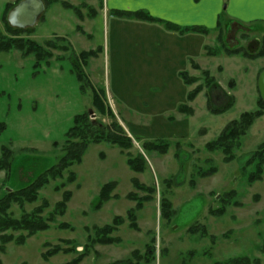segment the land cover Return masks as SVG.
I'll use <instances>...</instances> for the list:
<instances>
[{"label":"rangeland","instance_id":"374dc122","mask_svg":"<svg viewBox=\"0 0 264 264\" xmlns=\"http://www.w3.org/2000/svg\"><path fill=\"white\" fill-rule=\"evenodd\" d=\"M20 1L25 0H0V30L5 35L8 32L2 17L6 5ZM43 1L47 11L33 26L26 27L30 33L22 36L41 45L47 41L57 44L59 49L53 50L50 64L36 67L35 57L24 58L16 50L0 54V124L5 126L0 130V156L3 146L14 152L11 169L0 172V198L28 187L59 163L77 115L91 112L95 115L91 114V121L105 126L112 123L108 112L95 107L92 87L134 146L122 151L106 142L91 144L81 164L65 172L62 179L51 181L40 191L39 200L24 209L31 212L45 200L50 205L47 214L70 191L66 213L25 245L9 243L6 251L0 252L2 264H64L84 253L80 264H123L127 259L137 263L134 251L142 254L138 264H224L244 257L264 264V175L260 181L248 182V173L253 170L248 161L264 142V116L248 131L242 147L234 151L232 162L226 163L221 152L206 150V144L229 122L257 109V81L264 72V58L209 57L205 48L215 49L219 31L181 36L160 23L114 15L108 0ZM65 3L79 9L81 16L64 7ZM237 23L225 22L229 46L262 50L264 21L249 28ZM238 30H245L246 38ZM90 51L95 56L83 66L90 84L83 85L74 71L83 63L80 54ZM205 70L210 71L216 85L189 100L197 86H204ZM187 77L199 81L190 85ZM231 97L234 106L224 114L209 111L208 100L218 110L226 107ZM183 106L191 107L193 113H182ZM148 141H165L168 152L145 151ZM128 153L141 154L146 162L143 173L129 168ZM210 169L216 172L201 176ZM69 172H74L77 180L61 188ZM134 180L153 190L152 194L137 190ZM110 182L117 183L113 193L117 198L96 210L101 188ZM231 192L233 198L227 195ZM131 194L149 198L141 210L136 200L128 199ZM164 200L172 206L168 218L163 215ZM226 200H230L228 205ZM130 210L135 211L138 230L131 227ZM12 212L15 217L23 213L18 206ZM117 216L124 219L114 234L120 243L93 244L94 227L109 225ZM62 224L69 228L61 229ZM64 240L74 242L76 253H60L45 261L46 244L48 248L66 247ZM149 247H153V258L146 263Z\"/></svg>","mask_w":264,"mask_h":264},{"label":"trees","instance_id":"16d2710c","mask_svg":"<svg viewBox=\"0 0 264 264\" xmlns=\"http://www.w3.org/2000/svg\"><path fill=\"white\" fill-rule=\"evenodd\" d=\"M47 1V0H46ZM44 2V1H43ZM21 3L18 2L16 5H6L2 20L5 24V31L8 32V35L4 34L0 30V54L9 53L13 50L19 51L22 53L24 58L35 57L36 67H39L43 63L50 64V60L53 58V50L59 49V46L52 41H47L45 45H41L29 37L24 38L23 34H29L30 32L25 29L17 28L13 29L11 24L8 21L7 16L10 12ZM50 4V2H49ZM45 10L47 11L46 4ZM48 5V4H47ZM11 7H14L11 11ZM64 7L73 9L78 16H81V12L77 8H73L68 4H64ZM114 15L120 17H129L135 18L138 20H143L152 23L163 24L167 29L175 31L178 34L184 35L186 33H199L202 35L210 34V30L203 27H189L182 28L173 23L165 22L159 19H156L150 16L147 12L137 11V12H128V11H112ZM93 16V15H92ZM9 17V16H8ZM245 28H249L250 25L237 23ZM234 30V29H233ZM216 31H219V36H217V45L215 49L207 46L206 54L209 57H217L220 55H226L229 57L240 56L249 60H257L259 58H264V38L262 40V50H247L243 46L230 47L229 46V34L225 30L224 20L221 18L218 22ZM245 30H238V34H242L243 38H246L247 32ZM234 32V31H233ZM81 33L83 31L81 30ZM258 44L257 42H255ZM250 46L253 44L250 43ZM249 46V47H250ZM65 50L64 48H62ZM95 56V52H82L80 54V59L82 60V65L79 63L76 65V73L78 81L85 85V82L90 84L89 77L84 73L83 68L88 65L89 59ZM84 66V67H83ZM199 70L198 65L194 66ZM205 84L197 86L189 96V100H194L197 96L204 91L205 88L208 90L214 88L216 85V80L211 76L210 71L205 70L203 73ZM259 79V78H258ZM199 81L198 78H189L187 77L186 82L190 85L196 84ZM234 83L235 81H231ZM258 82V81H257ZM231 83V84H232ZM230 88L234 86L230 85ZM84 89L81 87V90ZM94 94V103L102 112H108V114L113 119L112 123L109 126L102 125L97 121H91L89 114H79L74 119V125L69 130L66 135L65 146L63 148L64 154L59 160V163L47 170L44 174L39 176L32 184L28 187L23 188L17 191H9L4 196L0 198V252L4 253L6 251V246L9 243L14 242L16 245L22 246L25 245L27 240L35 236L40 232L47 231L51 228V224L55 222L57 217L63 216L67 211L68 203L72 198V193L67 191L63 194V200L56 204L53 211L46 214L47 210L50 208L48 201H42V204L39 205L31 212H26L24 209L27 204L35 203L40 198V191L44 189L51 181H56L64 177L65 172L69 171L73 166L81 164L86 154L89 146L91 144H100L106 142L112 146L120 148L122 151H127L133 148L134 144L131 137L125 131L123 126L117 121L114 113L109 107H106L101 95L98 91L92 87ZM259 90V89H258ZM260 95V93H259ZM232 101L222 109H213L208 100V109L212 114L220 115L224 114L234 106L235 99L231 97ZM180 111L182 113L191 115L193 109L189 106H183ZM264 116V100L259 97L257 101V109L254 112L243 113L238 120H233L229 122L222 133L213 141L206 144V150L209 152H221L224 154V161L226 163L232 162L234 158V151L242 147L243 139L247 135L248 131L251 129L253 124ZM5 126L0 124V130L4 129ZM144 150L147 152L156 151L160 154H166L168 152V144L165 141H148L144 144ZM14 161V152L8 147L3 146L1 148L0 156V172H8ZM126 163L129 168L136 173H143L146 169V162L141 154L133 156L132 154H126ZM248 167H252L253 170L248 173V182L253 184L257 181H260L264 175V142L260 145L258 150L253 153L248 161ZM216 172V169H210L209 171L203 172L202 177L210 176ZM77 176L74 172H69L66 184H63L61 188L66 187L75 183ZM133 185L139 191H148L149 194H152L153 190L141 185L138 180L133 181ZM179 185V183H177ZM57 188V191L61 190ZM117 188L116 182H110L105 184L100 191L98 202L95 206L96 210H100L104 204L109 202L112 199H116L117 196L113 195ZM230 198L235 196L234 192L229 194ZM128 199H134L137 201V209L141 210L143 208V203L149 198H136L132 194L128 196ZM229 204L230 200H226ZM14 206H18L22 211L20 217H15L12 209ZM172 206L171 203L167 200H164L162 203V209L164 211L163 215L168 218L170 215L169 212ZM169 210V211H168ZM135 211L130 210L128 216L132 221L131 227L135 230H138L136 224ZM124 219L120 216H117L113 219L112 223L104 227H94L95 235L92 238L93 244L99 245H118L120 239L115 237L114 234L118 231V228L123 225ZM61 229H68L69 225L62 224L60 225ZM63 244L66 247L56 245L55 247L48 248L45 247L47 252L43 254V259L49 261L53 256L63 253V254H74L76 250L74 249V242L72 240H64ZM86 254V253H84ZM79 255L74 260L64 263V264H80L83 258L86 255ZM142 254L139 251H134L132 257L137 261L133 263L131 259L122 261L123 264H138L141 259ZM143 258V257H142ZM153 258V247H149L147 251V256L145 257L146 263H149ZM0 264H2L0 260ZM222 264V263H216ZM224 264H260L259 259L252 260L249 257L236 258L228 261Z\"/></svg>","mask_w":264,"mask_h":264},{"label":"crops","instance_id":"0c3cea01","mask_svg":"<svg viewBox=\"0 0 264 264\" xmlns=\"http://www.w3.org/2000/svg\"><path fill=\"white\" fill-rule=\"evenodd\" d=\"M107 5L111 10L144 11L182 28L211 31L216 30L221 18L224 23L229 20L247 25L264 21V0H108Z\"/></svg>","mask_w":264,"mask_h":264},{"label":"water","instance_id":"95a60500","mask_svg":"<svg viewBox=\"0 0 264 264\" xmlns=\"http://www.w3.org/2000/svg\"><path fill=\"white\" fill-rule=\"evenodd\" d=\"M44 10H45V6L42 0L22 1L9 14V22L11 23L12 26L21 29H24L29 26H33L37 22L39 15ZM258 89L261 98L264 100V72L261 73L259 77ZM91 114L93 115V113Z\"/></svg>","mask_w":264,"mask_h":264}]
</instances>
